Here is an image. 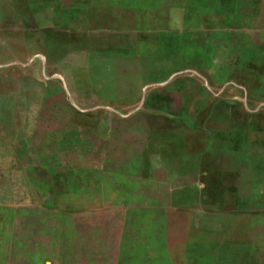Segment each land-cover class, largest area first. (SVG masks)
I'll return each instance as SVG.
<instances>
[{"label":"rangeland","instance_id":"374dc122","mask_svg":"<svg viewBox=\"0 0 264 264\" xmlns=\"http://www.w3.org/2000/svg\"><path fill=\"white\" fill-rule=\"evenodd\" d=\"M83 1L0 0V264H264V220L209 253L190 158L154 149L199 78L264 94V0Z\"/></svg>","mask_w":264,"mask_h":264},{"label":"crops","instance_id":"0c3cea01","mask_svg":"<svg viewBox=\"0 0 264 264\" xmlns=\"http://www.w3.org/2000/svg\"><path fill=\"white\" fill-rule=\"evenodd\" d=\"M83 2V6L93 3ZM199 80L207 99L196 108V118L187 123L185 114H177L182 122L178 121L175 131L164 130L162 136L158 135L161 140L154 149L166 158L170 154L166 152L167 145L174 157L190 158L188 170L205 189L200 200L202 206L207 203L209 211L210 231L206 230L210 254L215 249L246 243L255 249L261 241L253 235L245 236V232L262 228L264 220V94L258 92L261 78L247 73L237 80L223 76L218 83L209 75ZM230 87L235 90L232 94ZM144 98L145 95L141 99ZM240 214L247 215L244 226L239 224ZM261 259L260 252L248 258L236 257L239 261Z\"/></svg>","mask_w":264,"mask_h":264}]
</instances>
